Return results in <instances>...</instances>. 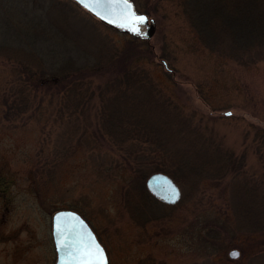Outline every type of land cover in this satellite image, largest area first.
Instances as JSON below:
<instances>
[{
	"label": "rangeland",
	"instance_id": "rangeland-1",
	"mask_svg": "<svg viewBox=\"0 0 264 264\" xmlns=\"http://www.w3.org/2000/svg\"><path fill=\"white\" fill-rule=\"evenodd\" d=\"M60 1L69 4L67 12L53 10L63 18L58 24L64 22L70 36L84 34L92 48L105 43L121 50L129 42L134 51L150 48L141 66L153 89L175 108L166 107L209 136L212 146L227 147L242 171L207 179L190 193L178 185V204L139 225L123 204V192L135 170L153 173L160 161L154 147L134 140L122 146L104 138L97 143L95 93L94 106L71 111L61 110L54 99L47 105L49 91L37 92L31 109L16 120L4 119V97L9 99L23 75L16 60L0 55V264L56 263L51 216L74 206L106 249L108 264H264L263 246L258 247L264 241L237 230L232 214L233 183L245 177L257 182L262 170L264 143L256 133L264 134V59L248 67L209 51L179 0H132L152 25L147 39L100 22L75 1ZM55 41L70 45L58 36ZM68 51L77 49L70 45ZM38 103L44 108H36ZM69 114L79 117L75 133L68 122L74 118L65 119ZM231 249L240 252L237 258L229 257Z\"/></svg>",
	"mask_w": 264,
	"mask_h": 264
},
{
	"label": "trees",
	"instance_id": "trees-1",
	"mask_svg": "<svg viewBox=\"0 0 264 264\" xmlns=\"http://www.w3.org/2000/svg\"><path fill=\"white\" fill-rule=\"evenodd\" d=\"M179 1L192 31L209 51L248 67L264 59V0ZM68 4L60 0H0V55L16 60L23 75L12 85L9 99L4 97V119L16 120L31 109L37 92L49 91L47 105L54 99L61 110L71 111L94 106L90 101L97 94V143L104 138L117 146L132 140L152 145L160 158L152 172L168 173L184 192L197 190L207 179L216 181L242 171L239 159L227 147L212 146L209 136L166 107H171L172 101L164 100L160 91L153 89L149 72L141 66L150 48L134 51L130 42L121 50L105 43H95L92 48L84 34L70 36L64 22L58 24L63 18L53 10L66 11ZM66 24L73 28L72 23ZM57 36L68 40L77 52L70 53L69 44L59 47ZM93 81L98 82L91 89L88 83ZM38 107L44 108L43 103L36 104ZM71 117L69 114L65 119ZM72 118L74 121L68 122L75 133L81 124L78 116ZM256 135L264 143V134ZM85 137V143L94 142ZM260 158L262 170L257 182L245 177L233 183L232 214L237 230L264 241V154ZM134 175L123 192V204L142 225L172 206L148 192L145 180L150 172L135 170ZM72 209L80 211L76 206ZM261 246L264 249V242Z\"/></svg>",
	"mask_w": 264,
	"mask_h": 264
},
{
	"label": "water",
	"instance_id": "water-1",
	"mask_svg": "<svg viewBox=\"0 0 264 264\" xmlns=\"http://www.w3.org/2000/svg\"><path fill=\"white\" fill-rule=\"evenodd\" d=\"M75 1L79 7L87 10L93 17L98 18L99 21L108 24L110 27L118 28L119 31L130 33L132 36H140V38H148L151 34V27L147 24L148 16L139 13L134 6L132 0H128V7L125 8L121 4L104 5L102 7H93L89 4V0H72ZM87 5V6H86ZM131 11L135 17L143 16L146 18L144 24H132L129 20L124 18V14L127 11ZM100 12L101 15L96 13ZM151 22L153 20H150ZM132 27H137L138 32L132 31ZM149 27V29H148ZM164 67L166 63L163 62ZM145 185L148 192L153 195L154 198H158L163 203L175 205L179 201L180 188L168 173L154 172L148 176L145 180ZM51 236L54 249L56 252V263L54 264H89V258L84 255V250L87 246L95 244L103 250L104 258L108 264V257L106 249L102 246L99 238L94 233L93 228L90 227L86 218L76 211V209H60L54 211L51 216ZM229 257L235 259L239 256L240 252L237 249H231ZM232 253H238V255H232Z\"/></svg>",
	"mask_w": 264,
	"mask_h": 264
},
{
	"label": "snow or ice",
	"instance_id": "snow-or-ice-1",
	"mask_svg": "<svg viewBox=\"0 0 264 264\" xmlns=\"http://www.w3.org/2000/svg\"><path fill=\"white\" fill-rule=\"evenodd\" d=\"M83 3V0H81ZM89 4L91 6L95 7H102L104 5H115V4H121L125 8L128 7V0H89ZM87 6V5H86ZM97 15H101L100 12L96 13ZM134 14L131 13V11H127L124 14V18L129 20L132 24H144L146 18L143 16L135 17L133 19ZM101 18L103 19L104 16L101 15ZM132 31L138 32L139 29L137 27H132ZM84 255L89 258V264H107L103 250L100 249L95 244L89 245L84 250ZM232 255H238V253H232Z\"/></svg>",
	"mask_w": 264,
	"mask_h": 264
}]
</instances>
